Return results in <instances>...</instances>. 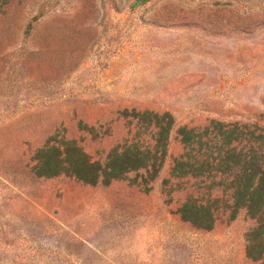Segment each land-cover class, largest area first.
Listing matches in <instances>:
<instances>
[{
    "label": "rangeland",
    "instance_id": "obj_1",
    "mask_svg": "<svg viewBox=\"0 0 264 264\" xmlns=\"http://www.w3.org/2000/svg\"><path fill=\"white\" fill-rule=\"evenodd\" d=\"M210 121L264 128V0H0V264H264L245 211L166 198ZM134 146L156 172L107 169Z\"/></svg>",
    "mask_w": 264,
    "mask_h": 264
},
{
    "label": "trees",
    "instance_id": "obj_2",
    "mask_svg": "<svg viewBox=\"0 0 264 264\" xmlns=\"http://www.w3.org/2000/svg\"><path fill=\"white\" fill-rule=\"evenodd\" d=\"M154 118L157 129L162 130L159 136L161 147L171 122H167L168 116L162 121L159 116ZM179 136L183 155L174 161L169 178L164 181L167 200L178 206L176 215L197 228L210 230L220 221L221 215H230L229 221H232L237 213L245 211L256 223L248 241L253 244L260 238L258 246L262 257L264 128L210 121L203 128H182ZM127 150L113 151L107 169L115 171L116 166H123L125 158L128 164L123 166V174H136L144 180L143 176L149 174L150 167L155 172L158 170L157 164H146L137 146L133 149L135 153L131 154L133 157L126 155ZM165 150L166 146H163V155ZM152 178L151 182L155 180Z\"/></svg>",
    "mask_w": 264,
    "mask_h": 264
}]
</instances>
